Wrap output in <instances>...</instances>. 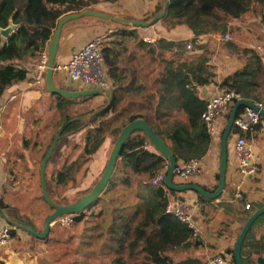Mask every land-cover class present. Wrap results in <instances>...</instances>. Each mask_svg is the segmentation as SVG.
Segmentation results:
<instances>
[{
    "label": "trees",
    "instance_id": "trees-1",
    "mask_svg": "<svg viewBox=\"0 0 264 264\" xmlns=\"http://www.w3.org/2000/svg\"><path fill=\"white\" fill-rule=\"evenodd\" d=\"M120 1L0 0V31L13 26L7 38L0 33V99L8 88L28 79L27 63L33 60L39 62L41 54L48 49L61 18L96 10L102 3L117 4ZM163 8V0H158L154 10L146 13L148 18L142 20L152 19L159 15ZM254 12L258 14L260 23L264 27V0H169L168 12L160 23L169 30L185 26L192 32L194 38L212 34L224 36L232 32L230 25L232 20L241 19ZM85 19H94L107 26L122 27L118 33L112 35L103 49L107 75L114 85V99L109 109L88 120L72 123L65 129L62 138L86 129L87 132L84 145L76 143L73 146V152L80 149L77 158H68L62 169L56 173L54 182L52 181L54 188L68 190L69 184H79L76 182V175L80 172L83 174L88 172L86 165L104 142L110 139L114 145L125 126L139 119L145 120L154 133L166 142L178 162H189L204 156L210 148L211 138L201 119L207 102L199 97V93L201 88L211 84L215 78L207 53L204 51L194 60L188 61L184 57L187 42L175 43L161 39L155 46L150 45L140 39L136 30L132 31L127 27L94 17H83L69 23ZM131 40L136 47L145 50L153 61L163 56L161 50L172 53L163 59L165 63L163 70L152 80L153 88L155 84L158 85L155 94H150L151 87L136 75L137 69L131 65L136 54L123 57ZM225 45L234 53L243 55L245 63L238 71L224 79L221 87L224 90L241 93L245 98L256 103H263L262 59L251 48L244 47L241 51L232 40L226 41ZM195 46L199 51L204 50V47ZM174 49H177V52H174ZM56 97L58 108L62 113L91 99ZM179 105L187 116V122L170 121L169 110ZM105 106L106 103L97 109L73 111L72 114H67L64 123L67 124L76 117L90 115ZM263 122L264 119L261 118V122L252 131L247 132H240L234 127L230 139L233 135L240 134L247 141L260 132ZM159 124L165 127L164 130L160 129ZM54 137L55 134L52 140ZM149 147L153 146L141 131H135L128 138L112 181L88 210L95 216L93 210L100 208L99 218L94 227L100 251L103 253L99 257V262L102 259L104 264L108 262L111 264H208L205 258L190 254L192 249H200L204 246L200 237H196L193 230L178 218L166 213L171 198H176L178 193L168 190L164 183L158 186L152 185L155 176L159 172L166 171L168 163L162 155L150 151ZM49 148L50 145L47 151ZM217 180H219L218 176ZM96 183L97 181L93 187ZM93 187L78 193L77 197L87 194ZM121 188L133 192L129 194L123 192ZM204 189L211 191L205 187ZM216 189L217 187L212 191ZM48 191L52 200L59 205L74 202L73 200L58 201L51 196L49 187ZM198 198L200 203L211 202L199 195ZM0 209L6 210L14 219L23 220L16 209L2 201H0ZM89 216L92 215L85 213L77 216L74 224L83 221L88 223ZM263 218L264 216L259 218L254 225ZM252 229L243 245V262L264 264V244L253 237ZM14 232H11L12 236ZM226 252L231 255L235 264L234 245ZM253 256L257 258L253 259Z\"/></svg>",
    "mask_w": 264,
    "mask_h": 264
},
{
    "label": "crops",
    "instance_id": "crops-1",
    "mask_svg": "<svg viewBox=\"0 0 264 264\" xmlns=\"http://www.w3.org/2000/svg\"><path fill=\"white\" fill-rule=\"evenodd\" d=\"M157 2L158 0H121L117 4L102 3L97 6L96 11L115 14L125 18L141 19L150 9L152 10L155 8ZM231 24L230 22V25ZM114 28L119 29V31L122 29V27L107 26L103 23H98L94 19H85L83 21L69 23L62 31L57 63L68 62L72 55L82 46L93 40L97 35L103 34L107 30ZM129 29L132 31L136 30L141 40L154 46L156 42L161 39L175 43H189L194 42L193 40L196 39L192 32L185 26L169 30L163 27L160 22L146 29ZM201 37H203L201 43H193L195 52L191 53V50L185 49L184 57L188 59V61H192L204 51L207 53L209 64L212 66L215 78L211 84L200 89L199 97L208 102L215 94L216 87L218 85L221 86L224 79L234 74L244 65L245 58L243 55L234 53L225 44L222 45L219 43L223 37L219 34L201 35ZM111 38L112 36L110 40ZM146 39H150L151 41H147ZM233 42L239 48L242 47L239 44V40L234 39ZM195 45L204 47V50L199 51L196 49ZM174 52H177V49H174ZM133 53H135L136 56L131 65L137 69L136 75L141 80L146 81L151 87L149 90L150 94H155L158 85L155 84V88H153L151 85L152 80L163 70L165 66L163 59L169 57L172 53L161 50L160 53L163 56L154 60L157 61L155 62L157 68H153L151 72L146 70L147 65L144 66L141 63L142 60L146 59L153 61L151 56L147 55L145 50L133 45L131 49L128 47L123 57L126 58L128 54ZM38 63L39 62L34 60L27 63L26 67L29 72L28 79L8 88L0 99V201L16 209L24 221L30 223L38 232H42L45 222L52 213V210L49 211L47 216L33 222L31 216L23 212L21 207L27 209L26 204L28 205L31 200L32 204L39 208V206H41V200H44L42 193L41 195L39 193V189L41 191L40 165L49 151V149L47 151L48 146L51 145L53 141L52 138L48 141L47 135L51 131V128L54 131L57 128L58 130L54 133L55 135L58 133L65 125L64 121L67 114H71L73 111L83 112L88 108L97 109V107L104 103L107 105L108 99L105 96L92 97L88 102L80 103L74 108H70L62 113V110L58 108L57 97L49 93L48 90L40 89L34 84V75ZM54 79L59 87H65V90L68 91L89 89L82 82L72 81L68 76L55 74ZM261 84L264 88V80ZM113 88L114 85H112L111 91H113ZM12 97L16 98L12 99ZM260 104H262L264 108V102ZM77 108L78 110H76ZM169 114L171 115L170 121L180 120L182 122H187V116L180 105L172 107L169 110ZM44 121H48V128L45 126V128L43 127L42 123H44ZM226 124L224 123L222 125L221 136ZM159 125L160 129L164 130L165 127L162 124ZM86 132L87 129L61 138L48 165V169L53 170L52 172L54 173L61 170L65 161L72 156L71 145L74 142L82 146L84 145ZM236 136L237 135H233L229 140V163L226 188L222 196L210 203H200L198 194L191 191L178 193L176 197L199 206L196 219L198 220L200 228L199 237L204 246L200 249H192L190 254L205 258L208 264L217 255H226L232 260L231 255L226 252L227 249L231 248L233 245L235 247L238 236L248 218L256 210L264 206V122L260 132L254 134L252 138L247 140V146L252 153V162L261 168L260 173L251 176L242 174L238 171L237 163L232 159L233 145L236 141ZM110 146L111 140L107 139L90 161V163L92 162V167L95 166L96 168L99 163L100 166L103 165L105 158L108 161ZM148 149L157 153L153 147H149ZM77 152L80 153V149H78ZM199 159H201L202 163V172L198 178L184 181L175 176V182L180 184H198L211 190L210 192H213L212 190L218 187L217 176H219L221 161L220 142H211L210 148L206 154ZM37 166H39L38 172L36 169ZM48 169L47 183H49L48 187L53 197L51 191V183L53 184V182L48 178ZM103 169L105 168L103 167ZM103 169L102 171H104ZM24 174L28 176V179L19 183L21 180L18 177ZM78 183H80V181ZM238 185L242 186L244 194L243 200H239L235 196V189ZM121 189L123 192L131 194L130 192L132 190ZM22 191H26L27 193L23 194ZM69 191L71 190H68L65 194L68 198L70 197V195H68ZM27 195H29V198ZM247 205H249V208H247ZM252 208L255 209L253 210ZM89 222L91 225L90 228L85 227L84 221L73 224L72 226L52 228L48 238L45 240L31 237L26 232L19 229L14 230L12 227L15 232L10 244L0 250V263L100 264L102 263V259L100 260L101 262H99V257H101L103 253L100 251L98 238L96 237V231L93 226L96 220L94 221L90 218ZM5 226H8V224L0 217V229ZM252 231L253 237L264 244V218L261 219L257 225L253 226ZM81 233H84L85 237L89 236L87 242L83 243L80 237ZM256 258V256H253V259ZM232 263L234 264L233 261ZM106 264H111V262Z\"/></svg>",
    "mask_w": 264,
    "mask_h": 264
},
{
    "label": "water",
    "instance_id": "water-1",
    "mask_svg": "<svg viewBox=\"0 0 264 264\" xmlns=\"http://www.w3.org/2000/svg\"><path fill=\"white\" fill-rule=\"evenodd\" d=\"M164 8L163 11L153 17L152 19L148 21L140 20V19H127L122 16H118L115 14H109L104 13L101 11H84L77 14H72L65 16L61 18L57 24V27L54 31L53 37L50 40V43L48 45V67L46 70L45 75V85L46 89L49 91V93L60 96L66 99H83V98H92L97 96H105L108 99L107 105L99 110L94 111L90 115L80 116L76 117L72 120H70L67 124H65L56 134L55 138L53 139L49 151L47 152L46 156L44 157L41 165H40V184H41V193L44 201L48 204V206L52 209V213L49 215L45 222L44 230L42 232H38L37 230L30 225V223L22 220V219H14L12 216H10L6 210L0 209V217L6 221V223L15 228L22 230L29 234L31 237L45 240L48 238L51 230H52V223L57 220L58 218L62 216L67 215H74V216H81L84 215L90 207H92L96 201L101 197L102 193L106 190L107 186L112 181L116 168L120 161V155L124 148V145L128 138L135 132V131H141L145 134V136L148 138L149 142L152 144L155 151L162 155L168 163V170L165 175L164 179V186L173 192L176 193H185V192H194L198 194L199 196L209 200V201H216L219 199L222 194L224 193V190L226 188V177H227V170H228V163H229V140L230 136L234 129V122L235 119L243 108H250L254 111L258 112L260 116L264 119V108L259 107L254 101H250L247 99L241 100L237 102L233 108L231 109V112L228 117L227 124L225 126V129L223 130L221 140H220V171H219V180H218V187L215 191L210 192L204 187L194 184V183H176L175 182V173L174 170L178 164V161L174 155V153L171 151L169 146L166 144V142L156 135L153 131V129L148 125V123L143 120L139 119L134 122H131L125 126V128L121 131L119 134L115 144L113 145V148L111 150L110 156L108 158L106 167L99 179V181L96 183V185L92 188L90 192L87 194H84L80 197H78L74 202L67 205H59L56 202L52 200L50 197L49 191H48V183H47V169L48 165L56 151V148L62 138V135L65 131V129L72 123L79 122V121H85L93 116L99 114L100 112L107 110L110 108L113 99H114V92L109 89H87V90H81V91H68L61 87H59L55 83V67L57 64V56H58V50H59V44L62 37V31L66 24H68L71 21H75L78 19H81L83 17H94L106 21H110L113 23H116L120 26L137 29V28H150L160 22L167 14L168 12V6H169V0H163ZM13 26L8 27L7 29H3L0 31L1 35L4 38H7L12 31ZM78 110V108L76 109ZM264 216V206L256 210L246 221L244 224L238 239L236 241L235 247H234V261L235 264H244L243 258H242V250L244 242L252 229L253 225L256 223V221Z\"/></svg>",
    "mask_w": 264,
    "mask_h": 264
},
{
    "label": "built area",
    "instance_id": "built-area-1",
    "mask_svg": "<svg viewBox=\"0 0 264 264\" xmlns=\"http://www.w3.org/2000/svg\"><path fill=\"white\" fill-rule=\"evenodd\" d=\"M119 29H109L105 33L97 35L93 40L78 49L66 63H57L55 74L70 77L72 81L82 82L89 89H112V81L107 75V68L104 62L103 49L110 37ZM151 41L150 39H146ZM203 37H197L194 42L186 44L187 50L193 49V43H201ZM222 40H232L230 33H226ZM264 62V37L249 45ZM48 51H44L40 56V61L36 66L34 75V84L40 89H46L45 75L48 67ZM16 97H12L15 99ZM247 99L243 94L234 90H224L220 85L216 87L215 94L209 99L206 109L201 119L210 135L211 142L218 143L221 140L222 125L227 123L229 114L233 106ZM248 100V99H247ZM259 107L263 105L256 103ZM261 116L258 112L250 108H243L238 113L234 127L240 132L252 131L260 122ZM236 141L233 145L232 159L237 163V169L245 175H256L260 173L261 168L252 162V153L247 146V141L240 134H236ZM166 171L159 172L152 180V185L158 186L164 182ZM202 172L201 159L190 160L189 162H178L174 173L181 180L187 181L192 178H198ZM235 196L239 200L244 199L243 189L238 185L235 189ZM249 208V205H247ZM199 206L195 203L183 200L181 198H171L166 213L175 216L183 224H186L193 230L194 235H200V228L196 214ZM76 216H62L52 223V227L72 226L75 223ZM13 231L11 226H5L0 229V250L9 245L12 240ZM1 264V263H0ZM209 264H233L231 258L226 255H217Z\"/></svg>",
    "mask_w": 264,
    "mask_h": 264
},
{
    "label": "rangeland",
    "instance_id": "rangeland-1",
    "mask_svg": "<svg viewBox=\"0 0 264 264\" xmlns=\"http://www.w3.org/2000/svg\"><path fill=\"white\" fill-rule=\"evenodd\" d=\"M153 10L154 9H152V10L150 9L149 11H153ZM146 18H148V17L145 14V15H143L141 17L140 20L146 19ZM231 23H232L231 24L232 32H230V36L232 38V41L234 39L239 40V42H240L239 44L243 47V48L242 47L239 48V49H241V51L244 49V47L250 48L249 45L252 44L253 41H258L259 39H261L264 36V27L261 25L259 16H258V14L256 12L249 13V14H247L246 16H244L241 19L232 20ZM225 42L226 41L221 40V42H219V43H221L222 45H224ZM127 45L129 47V49H131L133 47V45H135V43L133 42V40H131V41L128 42ZM193 52H195V49H193L191 51V53H193ZM155 62H157V61H152V60H149V59L147 60L146 59V60H142L141 63L144 66L147 65L146 66V70L151 72V71H153V68H157V65L155 64ZM263 80H264V78L261 80V83H263ZM78 112H80V111H78ZM47 123H48V121H44V123H42L43 124V127L45 126L46 128H48V126H47L48 124ZM52 124H54V123H52ZM57 130L58 129L56 128L55 131H57ZM55 131L52 130V128H51V131L47 135V140L48 141H50L51 138H52V136L56 133ZM75 144H76V142H74L71 145V150H72V152H71V155L72 156L71 157L72 158L73 157L74 158H77V156L79 155V153L77 151L76 152H73V146ZM112 148H113V144L111 142V146H110V150H109L108 156H109ZM106 161H107V159L105 158V161H104L103 165L100 166V163H99L96 168H95V166L92 167V162L91 163L89 162L86 165L88 167V169H89L88 172H86L84 174H83V172L82 173L80 172L78 175H76V182L78 183L80 181V183L77 184L78 186L76 184H74V185L73 184H69L70 189H68V190H71L68 193V195H70L69 198L65 196V194H66V192H68V190H65V188L63 190L60 189V188L56 190L54 188L53 184L51 183V187H52L51 188V191H52L53 197L56 200H58V201H64V202H66V200L67 201H71V200H74V199L78 198L77 196L81 192H84V191L89 190L96 181L97 182L99 181V179H100V177H101V175L103 173L102 169H103V167L105 168ZM36 169H37V172H38L39 166H37ZM52 171L53 170L48 169V178L51 180V182H52V180L54 182V177L56 176V173L57 172L54 173ZM96 177H99V178H96ZM18 178L21 180V181H19V183H22L23 181H26L28 179V176L26 174H24V175H21ZM76 191H77V193H76ZM22 193L23 194H26L27 192L26 191H22ZM39 193L41 195L40 189H39ZM27 197L29 198V195H27ZM41 201H42L41 202V206H39V208H37L35 205H33L31 200H30V203H28V205L26 204L27 209L25 207H21V209H22L23 212H25L26 214H28L29 216H31V220L33 222H35L39 218H43V217L47 216V214L49 213V211L52 210L44 200H41ZM99 212H100V208L97 207V208H95L93 210V213L95 214V216L92 213H89L88 211L86 212V214H91L92 216L91 217L89 216L88 219L90 220V218H91L92 220L95 221V220H98V218H99ZM95 224L93 225L94 227L96 226ZM84 225H85V227H89V228L91 227L90 222L85 223ZM54 228H56V227H54ZM80 237L82 238L83 243L84 242H87V239H89L88 238L89 236H86L85 237L84 236V233H81ZM106 262H108V261H106Z\"/></svg>",
    "mask_w": 264,
    "mask_h": 264
}]
</instances>
